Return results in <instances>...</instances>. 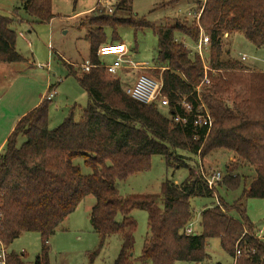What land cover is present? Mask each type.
<instances>
[{"label": "trees", "instance_id": "trees-1", "mask_svg": "<svg viewBox=\"0 0 264 264\" xmlns=\"http://www.w3.org/2000/svg\"><path fill=\"white\" fill-rule=\"evenodd\" d=\"M52 1L21 0L17 9L38 22H51L55 17ZM203 2L199 22L210 37L208 65L216 70L209 72L211 82L202 88L213 117L210 132L194 129L192 113L180 105L186 98L196 107L194 89L205 73L200 55L182 39L199 41L201 29L196 20L163 25L136 17L133 0H111L112 14L97 2L100 11L79 23L87 26L88 61L93 66L83 71L66 63L68 76L87 93L88 105L79 116L73 106L63 122L51 129L52 100L45 97L18 121L0 153V243L5 249L24 233L37 232L42 249L34 264H51L49 238L93 195L97 201L90 219L100 236V249L113 235L122 239L113 264L202 263L209 259L207 241L212 238L219 239L221 249L236 258V264H264V239L258 237L246 204V198H264V72L245 69L238 58L222 57L224 38L234 33L264 48V0ZM119 12L129 16L121 17ZM12 24L13 18L0 15V62L25 61L16 49L17 32ZM119 27L135 32L150 29L156 35L154 72L162 80V96L169 99L168 116L158 103L146 104L128 95L122 78L101 65L98 50L122 42ZM177 114L187 116V124L176 122ZM179 150L201 158L218 150L229 151L234 157L222 185L236 189L244 182L243 195L233 204L222 201L201 212L197 234L186 233L193 218L190 199L212 196L218 185L214 190L208 187L198 164H176L187 168L188 175L178 184L166 180L161 194L125 197L117 187L119 180L150 169L155 155L173 166ZM78 158L91 173L85 174L74 163ZM244 166L255 171L250 181L238 172ZM134 209L148 213L149 235L138 257L133 255L138 226L131 216ZM100 249L91 254V262ZM25 258V252L7 251L5 264H25Z\"/></svg>", "mask_w": 264, "mask_h": 264}, {"label": "rangeland", "instance_id": "rangeland-1", "mask_svg": "<svg viewBox=\"0 0 264 264\" xmlns=\"http://www.w3.org/2000/svg\"><path fill=\"white\" fill-rule=\"evenodd\" d=\"M98 1L53 0L52 7L55 14L53 20L51 22H38L28 16L23 9H17L21 6V0H0V15L13 18L12 27L17 32L16 49L25 57L23 62L3 64V70L0 71V95H3L4 102L2 105L0 103V106L4 105L8 108L11 116L21 99L38 98L44 92L47 94L50 87L48 83L50 82L55 87L53 89L57 91V95L51 99L49 108V126L51 129L63 122L73 106H75L78 116L86 108L89 101L88 95L73 76H68L66 63L72 64L75 69H79L88 61L89 42L85 38L87 26L79 23L87 16H92L100 11L102 7L99 8L96 5ZM200 1L205 2V0H133V14L138 18H146L148 21L163 25H174L178 20H187L191 24L195 20L197 22V16L201 13V11L198 12L201 6ZM94 6L95 8L88 12ZM117 15L129 16L124 12H119ZM117 32L122 43L129 50L127 59L139 67L142 65L154 66L158 52V39L152 30L145 29L135 32L131 27H119ZM182 39L186 46L194 51L195 43L184 37ZM223 44L222 57L224 60L236 58L241 60L242 55L245 54L247 59L242 61V67L264 72V48L256 47L241 33L227 35ZM114 58V56H110L105 60L111 63ZM154 71V68L126 70L122 76L123 86L132 85L133 80L142 74L160 79V75ZM161 111L165 115H169L166 108L161 107ZM22 141L24 139H20L19 142L22 143ZM178 154L174 165L170 167H168L164 157L153 156L150 169L135 173L117 182L120 193L125 197L161 194L162 184L166 180L181 183L187 177L188 169L185 167L177 168L176 164L183 165L186 163L193 167L198 164L200 159V164L209 175L215 171H221L224 178L227 175V167L232 163V157H234L231 152L226 150L212 152L205 158L180 150ZM74 163L81 166L85 174L91 173L82 158L74 160ZM238 172L241 176H247L248 181L255 175L251 166L239 168ZM222 181L223 179L218 182L214 195L190 199L191 210L193 211L191 224L195 231L198 232L201 229L202 210L209 206H215L216 199H219L220 203L225 201L228 204H233L242 197L245 188L244 182L236 189H229L222 185ZM246 199L248 216L254 223L257 233L260 235L262 231V235H264V198ZM96 201L95 196H87L68 219L60 224L55 234L49 238L51 264L114 263L120 252L122 239L120 235H113L100 249V236L93 229L90 219ZM231 214L238 217L234 211ZM131 216L138 223L133 250L134 257H138L141 255L145 240L149 235L148 213L146 210L134 209ZM41 249L40 234L26 232L15 240L8 250H5L6 252H25V264H34ZM99 249V254L91 262V254ZM1 250H3L2 244H0ZM207 252L209 259L205 262L177 261L175 264H234V259L221 249L219 239L212 238L207 241Z\"/></svg>", "mask_w": 264, "mask_h": 264}, {"label": "built area", "instance_id": "built-area-1", "mask_svg": "<svg viewBox=\"0 0 264 264\" xmlns=\"http://www.w3.org/2000/svg\"><path fill=\"white\" fill-rule=\"evenodd\" d=\"M100 5H105V8L107 9V12L112 14L114 9L111 6H108L109 0H99L98 1ZM200 13L197 16V24L201 29L199 41L195 43V49L193 52H197L204 63L205 73L203 78L201 79L200 83L195 86L194 94H195V101H196V107L192 104V102L188 101L186 98H183L180 102V105L182 106V109L186 113H192V126L196 130L200 129H207V132L209 133L212 126H213V117L211 115V112L209 108L207 107V104L204 102L202 98V88L205 85L210 84L211 79L209 77V72H216V70H213L207 62V55L210 48V37L204 32L202 29L200 22ZM129 50L126 47L124 43H116V44H107L100 47L98 50V55L100 58H102V66L106 68L108 73L114 75V76H120V74L123 71H130L138 68L142 69H153V67H148L147 65H142V67H139V65L133 63L128 58ZM114 56L115 58L111 63H108L104 58ZM247 59V56L245 54L242 55L241 60L245 61ZM93 65L87 61L85 64L80 67L83 71L89 70L90 67ZM162 80L161 78H155L146 74L139 75L137 79L134 81L132 85L125 86V91L128 95L133 97L134 99L150 104V103H158L161 107L166 108L169 105V99L165 96H162L161 89H162ZM57 91L56 89L49 90V92L46 94V98L51 100L55 95ZM188 117L183 116L180 114H177L175 116V121L183 124H187ZM201 159L198 160L199 165V172L201 171V174L205 178L207 185L210 189H213L216 187L217 183L223 179V174L221 171H215L212 175H209L207 173L203 166L200 164ZM216 205H220L219 199H216ZM187 234H196L194 229L192 228V224L190 223L186 228ZM258 237L264 239V235H262V231L260 232V235L257 233ZM1 244V243H0ZM3 246V245H2ZM240 252L237 253L239 255ZM6 257L7 252L3 246V250L0 251V264L6 263ZM236 262V258L234 259V264Z\"/></svg>", "mask_w": 264, "mask_h": 264}, {"label": "crops", "instance_id": "crops-1", "mask_svg": "<svg viewBox=\"0 0 264 264\" xmlns=\"http://www.w3.org/2000/svg\"><path fill=\"white\" fill-rule=\"evenodd\" d=\"M96 6V5H95ZM92 7L91 9L88 10L92 11L94 8ZM78 16V14H77ZM107 58V57H106ZM104 58V60L106 59ZM3 64H5L4 62H0V71L3 70L4 66ZM258 70V69H257ZM261 71V70H258ZM126 73V71H124V73L122 72L120 74L121 78L122 76ZM138 77V76H137ZM137 77L133 80L135 81L137 79ZM52 83H48V86H51ZM61 92V91H60ZM45 92L44 94H41L38 98H31L28 97L27 100H20V104L17 106L16 110L14 111V114L11 116L10 111L8 108H6L4 105L0 106V153L4 150V147L7 143V139L10 136V134L12 133V131L14 130L16 124L18 123V121L26 114L28 113L30 110H32L34 107H36L38 104H40L42 102V100L45 98ZM57 95V94H56ZM0 103L2 105L3 102V95H0ZM69 112V111H68ZM231 159V158H230ZM233 159V157H232ZM176 183V182H175ZM178 184V183H177ZM211 207V206H209ZM208 208V207H206ZM205 208V209H206ZM203 211V210H202ZM70 216V215H69ZM68 216V217H69ZM68 217L66 219H68ZM254 224V223H253ZM193 228V226H192ZM195 231V230H194ZM201 231V229H200ZM198 231V232H200ZM195 233L197 234V231H195Z\"/></svg>", "mask_w": 264, "mask_h": 264}]
</instances>
